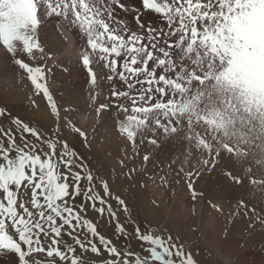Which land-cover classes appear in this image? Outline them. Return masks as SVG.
I'll use <instances>...</instances> for the list:
<instances>
[{
  "label": "snow or ice",
  "instance_id": "snow-or-ice-1",
  "mask_svg": "<svg viewBox=\"0 0 264 264\" xmlns=\"http://www.w3.org/2000/svg\"><path fill=\"white\" fill-rule=\"evenodd\" d=\"M117 9L134 14L137 30L118 19ZM147 13L157 18L156 26L142 20ZM52 17L60 18L57 29L66 41H70L68 33L73 29L86 37L79 56L90 78L93 104L97 100L93 93L99 88L93 64L103 62L110 73L108 82L118 76L126 85L125 91L113 86L111 96L131 103L130 114L127 103L118 105L125 116L117 131L131 142L134 154L146 139L155 153L184 132L186 150L177 157L181 166L176 175L183 174L191 198L196 200L203 193L194 188V175L212 172L226 159L248 156L247 148L229 143L235 136L230 130L236 123L234 116L218 109L202 115L201 110L208 105L201 98L206 95L211 102L214 95L231 96L228 107L234 113L242 110L251 115L255 109L264 120V0H140L139 7L122 0H0V45L9 58L5 67L10 63L21 79L26 76L34 94L46 100L55 125L48 129L31 126L0 106V116L10 117L14 126H0V264H82L76 246L85 253L106 254L100 264H197L172 236L142 231L126 201L113 194L106 180L94 176L83 157L61 138L67 130L90 146L86 132L68 116L71 105L63 109L62 120L61 107L47 84L45 65L33 66L21 58L23 54L35 60L37 52L45 54L41 60L53 58L40 41L42 24ZM171 38H175L174 43H169ZM174 52L185 53L179 64ZM190 56L195 57L190 61L193 68L185 69L183 62ZM206 86L211 91L205 92ZM108 108V103H100L95 108L97 117ZM143 160L149 161V155ZM61 165L65 171L60 170ZM223 174L235 186L243 184L242 176L231 168ZM161 180L167 183L164 177ZM22 187L25 194L31 193L27 201L18 197ZM111 199L126 214L132 232L120 222ZM211 206L222 211L216 204ZM235 207L247 209L248 205L238 199ZM90 209L99 214L96 223L84 215ZM252 211L255 214V208ZM105 213L115 221L116 239L98 231ZM237 215L233 213L232 219ZM255 219L264 226V217L256 215ZM133 238L147 245V255L123 246ZM261 252L264 254V249Z\"/></svg>",
  "mask_w": 264,
  "mask_h": 264
},
{
  "label": "rangeland",
  "instance_id": "rangeland-1",
  "mask_svg": "<svg viewBox=\"0 0 264 264\" xmlns=\"http://www.w3.org/2000/svg\"><path fill=\"white\" fill-rule=\"evenodd\" d=\"M157 23L156 18V23L153 26H156ZM129 28L133 31L137 30L136 27L131 28L130 26ZM174 40L175 38H171L169 43H174ZM161 46H165L163 40H161ZM173 55L179 64L180 56L185 55V53L174 52ZM194 59V56H190L188 60H184L185 69L193 68L190 61ZM92 68L99 83V88L93 93L97 94V100L94 104L90 101V78L88 76V81L83 82L84 85H82L85 90L82 91L84 89L82 87L83 93L81 92V96H77L79 102L76 108L74 106L77 98L71 99L69 92L63 91L64 94L61 96L55 92L46 67L47 84L58 106L61 107L62 120L65 116L63 109L71 105L72 111L68 116L77 127L86 132L90 146L86 147L78 134L69 133L67 130L61 133V138L66 139L69 146L83 157L94 176L106 180L113 194L119 195L126 201L130 211L139 220L142 231L151 230L165 238L169 235L172 236L175 243L184 246L185 253L192 254L197 264H261V261H264V254L261 252V249H264V226L255 219V216L264 217V183L255 185L250 183L251 180L264 181V120L256 114V110L253 109L251 115L242 110L234 113L233 109L228 107V103L232 101L231 96L219 97L214 95L211 102L208 101L206 95L201 98L208 105L207 109L201 110L202 115L208 116L213 109H218L234 116L236 123L230 130L235 133V136L229 143L238 148H247L248 156L238 160L226 159L216 170L199 176L194 175V188L203 195L193 200L187 189V181L182 178L183 174L176 175L181 166L180 159L177 157L186 150L183 139L184 132H179L172 141L165 142L160 149H156L155 153L152 151L153 146L147 145L146 139L145 144L139 145L138 152L134 154L131 142L120 136L117 131L119 121L123 120L125 116L119 110L118 105L127 103L130 114L131 103L130 101L126 102L124 98L117 101L111 96L113 86L120 91H125L127 90L126 85L119 81L118 76H114L111 83L108 82L107 76L110 73L108 69L103 68V62L99 65L93 64ZM67 80L69 82L71 78L67 77ZM136 87L139 88L140 86L137 85ZM204 91H211L210 86H206ZM132 94H135V91ZM34 98L36 102L39 100L37 96ZM167 99L168 97H164L165 101ZM36 102L32 106L34 110L37 106ZM5 103L15 105L14 102H12L13 104L11 102ZM5 103L0 101V106H4L10 111V107L5 106ZM100 103L109 104L108 109L101 111L102 122L94 119L95 115H89L87 122L75 119L77 115H74L73 111H80L86 106L95 110ZM21 104L24 107L25 102L23 101ZM46 109L50 110L47 107V102ZM42 115V119L47 121L45 126L35 123L37 121L33 119L37 118V114H19L14 117L23 118L25 121L31 120L33 124L31 126H42L44 129L54 128V118L51 113H43ZM0 117L5 118L3 120L11 126L5 129L14 128L10 117ZM90 118H92V123H90ZM29 139L33 138L29 137ZM243 141H247V143ZM17 142L19 143L18 136ZM137 144H139V135ZM57 151L59 152V148ZM12 155L14 156L15 153ZM144 155H149V161L143 160ZM174 159L176 163L172 164L171 161ZM79 162L77 160V163ZM184 167L186 170H192L190 165H184ZM249 167L250 172L244 171L245 168ZM229 168L242 176L243 184L241 186H235L234 182L223 174ZM60 170L65 171L63 165L60 166ZM73 170L78 171L79 169ZM161 177H164L167 183L162 181ZM82 184H86V181H82ZM96 190L103 195L99 186ZM30 196V191L25 194L23 187L18 194L19 199L25 201L29 200ZM238 199L244 200V203L248 205L247 209L235 207ZM110 203L117 210L120 222L124 224L126 230L132 232L133 227L128 223L126 214L117 207L114 199H111ZM212 204L218 205L222 211H216L212 208ZM253 208H255V214L252 211ZM245 211L248 215H244ZM236 212L238 215L232 219V214ZM84 215L96 223L95 217L99 214L93 213L90 209ZM101 219L103 222L98 224V231L107 238L116 239L115 221L109 220L107 213ZM230 220L231 222H229ZM249 224H253L254 227L250 228ZM65 239L71 242L69 237L65 236ZM123 246L141 255H147L144 251L147 245L142 246L141 242L134 238ZM76 247V254L80 257L82 264H100L101 259L106 257L104 253L97 256L90 251L82 252L78 246Z\"/></svg>",
  "mask_w": 264,
  "mask_h": 264
},
{
  "label": "bare ground",
  "instance_id": "bare-ground-1",
  "mask_svg": "<svg viewBox=\"0 0 264 264\" xmlns=\"http://www.w3.org/2000/svg\"><path fill=\"white\" fill-rule=\"evenodd\" d=\"M122 2L130 3L138 7L140 6V0H122ZM117 14L118 19L126 21L128 27H136L137 29L134 14H126L119 9H117ZM59 19L60 18L58 17L46 18L45 22L41 26L40 31V41L45 47V53L51 52L53 58H46L45 60H41L39 59V57L45 54L38 52L36 53L37 58L35 60H32L23 54L21 55V58L25 59L26 62H29L30 64L33 63L34 66L46 65L55 92L60 96L63 95L64 92H69L71 99L77 98L76 104L74 106L77 108L79 102V97L77 96H81V92L85 90L84 86H82L84 85L83 82L88 81V73L83 68L79 56V53L83 51L86 46V37L82 38L79 30L73 29L70 33H68L70 41H66L62 37L60 30L57 29V22L59 21ZM142 20L145 23H156V17L151 13H147L146 15H144L142 17ZM8 60V54L3 49V46L0 45V101L2 103L14 102L15 105H17L15 107V105L6 103L4 104L5 106L10 107L9 112H11V115L16 116L19 114H37V118L33 120L37 121L35 123L45 126L47 124V121L42 119V114L50 112V110L46 109L45 99L42 97V95L37 96L34 94V90L30 82L26 79V76L24 79H21V73L18 72L15 67L11 66L10 63L7 67H5V64L8 62ZM67 77L71 78L69 82L67 80ZM35 96H37L39 99L37 102L34 98ZM33 100L37 103L35 110L32 107L33 105H35L32 103ZM20 101L25 102L24 107ZM73 112L74 115H77L75 119L82 122H87L89 115H95L96 117L93 118L98 119L99 122L103 121L102 114H100V117H97L96 111L89 109V107L87 106L80 111L75 110ZM3 119L5 118L0 117V126H3L4 128L10 126ZM26 122H30V124L33 125L31 123V120H27ZM90 123H92V118H90ZM37 127L43 128L42 126ZM1 194L2 193H0V198L2 197Z\"/></svg>",
  "mask_w": 264,
  "mask_h": 264
}]
</instances>
